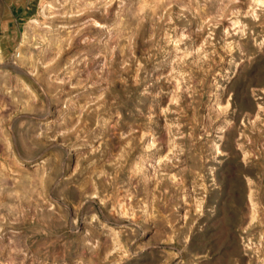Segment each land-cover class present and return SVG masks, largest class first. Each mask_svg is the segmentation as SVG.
Segmentation results:
<instances>
[{
  "label": "rangeland",
  "instance_id": "obj_1",
  "mask_svg": "<svg viewBox=\"0 0 264 264\" xmlns=\"http://www.w3.org/2000/svg\"><path fill=\"white\" fill-rule=\"evenodd\" d=\"M31 1L0 264H264V0Z\"/></svg>",
  "mask_w": 264,
  "mask_h": 264
},
{
  "label": "crops",
  "instance_id": "obj_2",
  "mask_svg": "<svg viewBox=\"0 0 264 264\" xmlns=\"http://www.w3.org/2000/svg\"><path fill=\"white\" fill-rule=\"evenodd\" d=\"M31 0L0 1V50L3 45L12 42L24 16L29 13Z\"/></svg>",
  "mask_w": 264,
  "mask_h": 264
},
{
  "label": "bare ground",
  "instance_id": "obj_3",
  "mask_svg": "<svg viewBox=\"0 0 264 264\" xmlns=\"http://www.w3.org/2000/svg\"><path fill=\"white\" fill-rule=\"evenodd\" d=\"M44 7V6H43ZM42 10H44V9H42ZM25 38V37H24ZM23 43H24V41H23ZM22 50H23V46H20V48L18 49V52H17V55L16 56H18L19 58H22ZM1 58H2V54H1V50H0V60H1ZM131 197V196H130ZM127 203H129V202H132L131 201V199L129 198V201H126Z\"/></svg>",
  "mask_w": 264,
  "mask_h": 264
},
{
  "label": "built area",
  "instance_id": "obj_4",
  "mask_svg": "<svg viewBox=\"0 0 264 264\" xmlns=\"http://www.w3.org/2000/svg\"><path fill=\"white\" fill-rule=\"evenodd\" d=\"M1 1V0H0ZM23 19V18H22Z\"/></svg>",
  "mask_w": 264,
  "mask_h": 264
}]
</instances>
